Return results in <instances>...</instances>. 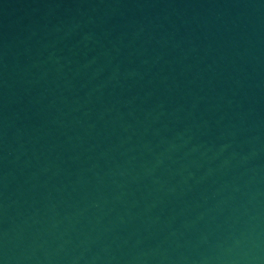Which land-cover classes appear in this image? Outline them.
I'll list each match as a JSON object with an SVG mask.
<instances>
[{
  "label": "water",
  "instance_id": "obj_1",
  "mask_svg": "<svg viewBox=\"0 0 264 264\" xmlns=\"http://www.w3.org/2000/svg\"><path fill=\"white\" fill-rule=\"evenodd\" d=\"M0 264H264V0H83L1 57Z\"/></svg>",
  "mask_w": 264,
  "mask_h": 264
}]
</instances>
